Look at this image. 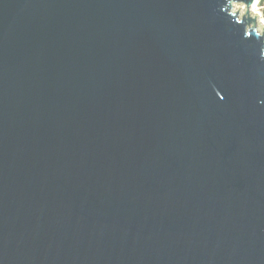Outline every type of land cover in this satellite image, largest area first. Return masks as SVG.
<instances>
[{"label": "water", "instance_id": "95a60500", "mask_svg": "<svg viewBox=\"0 0 264 264\" xmlns=\"http://www.w3.org/2000/svg\"><path fill=\"white\" fill-rule=\"evenodd\" d=\"M240 2L0 0V264H264Z\"/></svg>", "mask_w": 264, "mask_h": 264}, {"label": "rangeland", "instance_id": "374dc122", "mask_svg": "<svg viewBox=\"0 0 264 264\" xmlns=\"http://www.w3.org/2000/svg\"><path fill=\"white\" fill-rule=\"evenodd\" d=\"M236 4H239V3H233V5H232V9L234 11L237 10V8L234 7V5H236ZM239 11H240V13H243L245 11V9L244 8H239ZM251 11H252V8H251ZM253 13L258 14V20L260 22L261 18L264 17V16L261 15V13H264V1L260 2V0H259V3H257V11L253 12ZM257 31H259V29H257Z\"/></svg>", "mask_w": 264, "mask_h": 264}, {"label": "snow or ice", "instance_id": "6c2138e0", "mask_svg": "<svg viewBox=\"0 0 264 264\" xmlns=\"http://www.w3.org/2000/svg\"><path fill=\"white\" fill-rule=\"evenodd\" d=\"M257 3H259V0H241V2L239 4L242 5L243 8L247 9L249 7L252 8L253 4H257ZM235 14L236 13H233V15H235ZM261 15L264 16V13H261ZM247 35L251 36L252 33L249 32V33H247ZM256 35L259 36L260 33L257 32ZM221 99H223V97H221ZM262 102H264V101H262Z\"/></svg>", "mask_w": 264, "mask_h": 264}, {"label": "clouds", "instance_id": "9594fccd", "mask_svg": "<svg viewBox=\"0 0 264 264\" xmlns=\"http://www.w3.org/2000/svg\"><path fill=\"white\" fill-rule=\"evenodd\" d=\"M234 7L235 8H243L242 5H240V4H236V5H234ZM252 11L253 12L257 11V4H253ZM260 26L262 29H264V17L261 18Z\"/></svg>", "mask_w": 264, "mask_h": 264}, {"label": "trees", "instance_id": "16d2710c", "mask_svg": "<svg viewBox=\"0 0 264 264\" xmlns=\"http://www.w3.org/2000/svg\"><path fill=\"white\" fill-rule=\"evenodd\" d=\"M262 1H264V0H260V2H262Z\"/></svg>", "mask_w": 264, "mask_h": 264}]
</instances>
